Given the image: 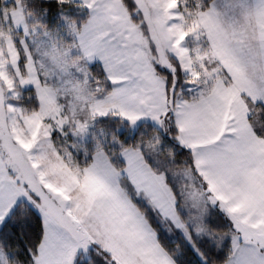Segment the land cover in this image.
Masks as SVG:
<instances>
[{"label":"snow or ice","instance_id":"obj_1","mask_svg":"<svg viewBox=\"0 0 264 264\" xmlns=\"http://www.w3.org/2000/svg\"><path fill=\"white\" fill-rule=\"evenodd\" d=\"M0 264H264V0H0Z\"/></svg>","mask_w":264,"mask_h":264}]
</instances>
